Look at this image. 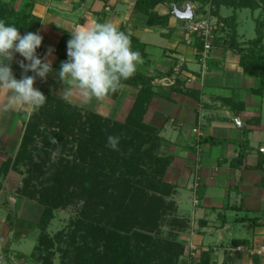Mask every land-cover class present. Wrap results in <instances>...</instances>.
I'll return each mask as SVG.
<instances>
[{
  "label": "crops",
  "instance_id": "1",
  "mask_svg": "<svg viewBox=\"0 0 264 264\" xmlns=\"http://www.w3.org/2000/svg\"><path fill=\"white\" fill-rule=\"evenodd\" d=\"M15 2L17 15L38 22L34 33L43 37L38 58L45 60L49 47L54 49L47 56L52 71L45 79L36 77L34 87L63 100L64 90L71 87L73 94L65 101L83 111L123 121L141 87L124 85L114 98L85 103L79 90L58 76L61 62L68 59L70 32L108 21L142 46L143 62L136 70L153 79L144 122L158 132V156L168 164L164 180L172 191L169 203L175 207L178 226L175 231L165 229L164 236L176 235L175 242L184 248L179 264H189V255L196 261L202 253H211L212 264H264V97L257 93L256 78L240 66V54L229 43L230 31L217 32L212 52L201 61L203 47L197 36L187 32L189 20L183 16L191 10L194 18L208 4L195 0L160 4L153 13L168 17V22L149 26L148 16L135 9L136 0H0L7 7ZM247 11H234L232 1L225 0L218 16L210 14L216 27L218 17L235 18V40L241 48L255 40L241 30V13ZM18 30L22 36L30 32ZM21 60L15 53L10 63L16 79L25 74ZM6 95L0 91V104L6 102ZM34 111L26 107L0 111V259L34 233H23L17 240L19 230L12 223L37 222L30 217L39 206L20 199L7 184ZM241 232L246 234L238 235ZM235 241L241 243L237 248Z\"/></svg>",
  "mask_w": 264,
  "mask_h": 264
},
{
  "label": "trees",
  "instance_id": "2",
  "mask_svg": "<svg viewBox=\"0 0 264 264\" xmlns=\"http://www.w3.org/2000/svg\"><path fill=\"white\" fill-rule=\"evenodd\" d=\"M185 1L136 0L135 9L148 16L149 26L160 23L165 25L168 17L159 18L153 13L154 8L160 4H180ZM195 1L201 2L203 6L209 3V0ZM231 1L234 11L250 10L255 13L260 10L264 13V0ZM223 3L225 0H212L214 8L210 13L218 16L219 7ZM199 12L204 14L201 9ZM218 18L216 34L220 30L231 32L228 35L229 43L236 47L240 54V66L246 74L256 78L259 84L257 93L264 97V19L261 17L255 19L257 38L241 48L235 40L236 29L233 25L235 18ZM0 19L4 20L6 25L27 28L33 33L38 23L34 24L35 19L29 16L17 15L7 5L1 3ZM132 43L136 41H131L132 49L142 55V46ZM152 80L136 70L131 78L122 81L123 86L141 87L132 110L123 121H114L97 113L83 111L63 99L49 93L44 94L47 98L45 105L30 118L22 145L13 161V165L32 163L31 173L40 175L44 183L42 190L35 189L29 192L32 180H26L25 188L22 190V196L36 202L42 208V213L36 223L22 221L12 223V226L19 230L15 234L17 240L23 233L29 235L34 231H40L39 246L35 248V252L29 257L21 255V258L26 261L33 260L34 264H47L41 258L46 257L53 244L52 240L48 241L45 247L44 242H47V228L55 219L54 213L66 208L72 200L81 197L80 193H83L88 196L89 202L86 206L90 209L92 206L102 207V202L106 199L108 207L104 216L107 217V222L104 227L99 226L97 230L90 229L88 232V236L91 234L97 245L100 242L99 245L102 246L99 258L97 259L96 248L88 249L87 255L82 260L75 258L73 264H179L184 257V248L175 242L176 235L171 233L164 236L167 228L177 230L178 221L173 216L174 211H171L174 205L171 202L167 203L165 197L152 198L149 195V192L172 195L170 185L164 181L168 164L158 156L160 148L158 132L144 122L146 105L153 96ZM119 91L109 96L114 98ZM43 125L45 127L41 129ZM33 134L41 135L46 143H59L65 147L68 145L71 150L76 147L75 161L70 164L61 159L60 164L56 165H59V169L56 166V169H45L42 167L41 158L40 162L34 163V159L40 156L34 157L30 152L29 145L32 144ZM109 136L119 137L115 150L107 146ZM64 137L68 138L66 142ZM53 138L57 142L54 143ZM261 163L263 166L264 160ZM171 217L173 218L170 224ZM240 244L235 241V248ZM78 253L81 252L77 251ZM187 259L189 264H212L211 253H202L196 261H193L190 255ZM226 261L228 262V259Z\"/></svg>",
  "mask_w": 264,
  "mask_h": 264
},
{
  "label": "clouds",
  "instance_id": "3",
  "mask_svg": "<svg viewBox=\"0 0 264 264\" xmlns=\"http://www.w3.org/2000/svg\"><path fill=\"white\" fill-rule=\"evenodd\" d=\"M70 35L67 41L68 59L61 62L58 76L63 83L78 89L85 103L93 99L102 101L119 91L123 87L122 81L131 78L137 65L143 62L140 52L132 49L130 34L119 30L111 22L81 26L71 31ZM42 40L39 33L28 32L22 36L17 27L6 25L0 19V91L7 93L6 102L0 104V111L25 107L35 110L45 104L47 98L34 87V83L36 77L45 79L52 71L47 56H51L54 49L49 47L42 61L36 53ZM15 53L24 58L19 61L25 73L21 79L15 78L10 67ZM29 71L35 75H27ZM72 94V88H67L63 98L68 100ZM53 142L57 141L53 138ZM118 143L119 137H107V146L113 150Z\"/></svg>",
  "mask_w": 264,
  "mask_h": 264
},
{
  "label": "rangeland",
  "instance_id": "4",
  "mask_svg": "<svg viewBox=\"0 0 264 264\" xmlns=\"http://www.w3.org/2000/svg\"><path fill=\"white\" fill-rule=\"evenodd\" d=\"M15 5L16 2L14 4L12 3L9 6V8L13 9L14 12H15ZM210 9H212V5L210 8L207 7L206 11H209ZM253 15L256 18L261 17L264 19V13H262L260 10L253 13ZM241 19L244 22L241 30L244 33L247 32L248 34H250L252 38L256 39L257 38L256 25L253 22L252 13L250 11L242 12ZM215 22L216 20L214 19V23ZM38 109H35L33 114L37 113V111L39 112ZM44 127L45 125H43L41 129H44ZM64 138H65L64 141L66 142L68 138L66 137ZM44 140L45 139H43L41 135L33 134V141L31 142L32 144L29 145L30 152L34 155V157L40 156L39 158L34 159L35 161L34 163L40 162L41 161L40 158H41L43 160L45 159V161L43 160L41 161L43 164L42 167H45V169H56V168L59 169V165L58 166L56 165L60 164L59 162L61 161V159L68 161L70 164H72L73 161H75L76 147H74L73 150H71L70 146L68 145L65 147V145L62 146L63 144L59 145V143L50 144V142L46 143ZM12 168H13L12 172L14 174L11 175V177L7 180L8 182L7 184L15 188L16 191H14L15 192L14 194H16L20 199H25L26 201H29V199L22 196V190L25 188L26 180H32L31 182L32 184L29 187V192L30 191L32 192L35 189H37L38 191L42 190L43 188L42 185H44V183L40 179L41 178L40 175L38 174L34 175L30 171L32 169V163L25 162L21 165L16 164L13 165ZM70 190L73 191V188H71ZM80 194L81 197L72 200V202L68 204L66 208H63V210L56 211L54 213L55 219L47 228V233H46L47 242H44L45 247H47L48 241L52 240L53 244L52 247H50V252L46 254V257L42 256L41 258L44 259V262L47 264H73L75 258H78V260L80 259L82 260L84 256L87 255L86 252H88V249L92 250L94 248H96L97 250L96 251L98 254L97 259L99 258V253L100 251H102V246L99 245L100 242L97 245V242L94 241L90 236L91 234L88 236V232L91 231L90 229H92V231H95V228L97 230L99 226L104 227L106 225L107 217L104 216V212L105 209H107L108 207L107 206L108 203L105 199L102 202V207L92 206V208L90 209L86 206V204H88L89 202L88 196L83 193ZM149 195H151L152 198L162 197L163 199L165 197L164 200L167 201V203H169V199L171 197L169 195H164L161 192H152V193L149 192ZM36 199L37 200L39 199L38 196L36 197ZM37 210H39L37 214L34 215L33 213L30 219H34V221L38 222L42 213V208L39 206L37 207ZM171 211L172 212L175 211V207L171 209ZM111 218L112 216L110 217V219ZM243 234H246V232H241V234L238 235L243 236ZM39 237H40V231L37 230L34 231L33 235L30 236L28 239H23L20 242H16L13 246L10 247L11 253L8 255V257H5V255H3L2 258L0 259V263L34 264L32 262L33 260L26 261L24 259L19 258L18 255L26 254L27 257L31 256L35 252V248L39 246ZM102 244L103 242H101V245ZM77 251L81 253L77 254ZM64 253H67L68 255L66 256L64 255ZM38 254H41V252H38ZM38 254L36 257H38Z\"/></svg>",
  "mask_w": 264,
  "mask_h": 264
},
{
  "label": "built area",
  "instance_id": "5",
  "mask_svg": "<svg viewBox=\"0 0 264 264\" xmlns=\"http://www.w3.org/2000/svg\"><path fill=\"white\" fill-rule=\"evenodd\" d=\"M212 5V0H209L208 7ZM198 11V10H197ZM211 12V9L209 10ZM204 11L194 16L192 20L187 23V32L190 35L197 36L203 45V54L201 61L207 59V55L212 52L216 40V23L211 20L210 12ZM194 134L201 135L199 129H194Z\"/></svg>",
  "mask_w": 264,
  "mask_h": 264
},
{
  "label": "water",
  "instance_id": "6",
  "mask_svg": "<svg viewBox=\"0 0 264 264\" xmlns=\"http://www.w3.org/2000/svg\"><path fill=\"white\" fill-rule=\"evenodd\" d=\"M183 17H184V19H186V20H192V19H193V13H192V11L189 10L188 13L185 14Z\"/></svg>",
  "mask_w": 264,
  "mask_h": 264
}]
</instances>
